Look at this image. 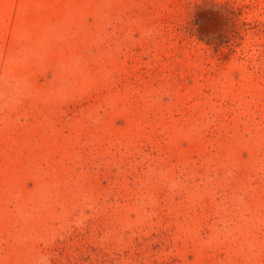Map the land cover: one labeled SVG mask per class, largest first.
I'll list each match as a JSON object with an SVG mask.
<instances>
[{"label": "rangeland", "instance_id": "374dc122", "mask_svg": "<svg viewBox=\"0 0 264 264\" xmlns=\"http://www.w3.org/2000/svg\"><path fill=\"white\" fill-rule=\"evenodd\" d=\"M0 264H264V0H0Z\"/></svg>", "mask_w": 264, "mask_h": 264}]
</instances>
